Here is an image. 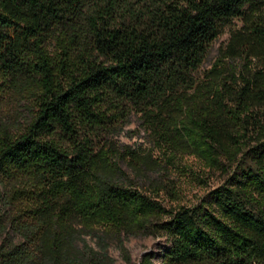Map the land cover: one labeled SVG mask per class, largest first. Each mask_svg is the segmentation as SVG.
<instances>
[{
    "label": "trees",
    "instance_id": "obj_1",
    "mask_svg": "<svg viewBox=\"0 0 264 264\" xmlns=\"http://www.w3.org/2000/svg\"><path fill=\"white\" fill-rule=\"evenodd\" d=\"M1 98L14 108L0 111V264H91L71 220L155 226L161 264H264V0H0ZM130 109L169 157L194 152L225 179L195 205L165 207L161 186L134 183L91 143ZM129 152L139 176L147 159Z\"/></svg>",
    "mask_w": 264,
    "mask_h": 264
},
{
    "label": "rangeland",
    "instance_id": "obj_2",
    "mask_svg": "<svg viewBox=\"0 0 264 264\" xmlns=\"http://www.w3.org/2000/svg\"><path fill=\"white\" fill-rule=\"evenodd\" d=\"M240 23L238 17L223 20L219 35L209 42L207 52L195 70L197 77H201L206 69L217 62L219 47L226 42L230 31ZM11 102L10 98H1L0 111L14 108ZM115 123L111 128L100 129L98 133L92 134L91 143L94 148L102 145L109 150L113 159L127 167L133 182L139 186L145 189L153 188L154 183L161 186L157 198L167 208H177L181 204L195 205L211 187L221 183L228 173L210 168L208 162L194 152L178 151L169 157L167 142L153 131L140 112L130 109L125 117ZM131 150L147 159L139 176L130 170V165L134 163L129 152ZM71 222L74 249L86 252L90 247L94 252V258L89 260L91 264L93 260L97 264H139L142 255L147 252L152 253V264H161V254L168 244L166 235L155 226L144 231L126 232L100 226L90 228L77 220Z\"/></svg>",
    "mask_w": 264,
    "mask_h": 264
}]
</instances>
